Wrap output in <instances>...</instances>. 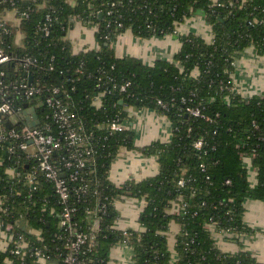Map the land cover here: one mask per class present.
I'll list each match as a JSON object with an SVG mask.
<instances>
[{
	"label": "trees",
	"instance_id": "trees-1",
	"mask_svg": "<svg viewBox=\"0 0 264 264\" xmlns=\"http://www.w3.org/2000/svg\"><path fill=\"white\" fill-rule=\"evenodd\" d=\"M112 3L116 6L114 15L109 17L106 11L111 9ZM50 4L58 9L55 31L50 38L40 39L36 44L33 42L34 20L24 23L28 49L36 55L46 53L41 58L45 68L50 63L48 57L56 56L55 70L44 76L45 82L64 85L87 126L96 127L107 117L119 113L126 119L124 107L130 106L155 110L165 115L174 128L170 142H154L141 149L145 154L158 157L159 174L121 187L110 182V165L121 146L135 147L128 139V131L107 140L103 151L106 157L98 159L97 176H89L91 188L101 192L103 201L108 199L107 212L100 217L99 231L94 232L87 216V210L96 208V198L90 195L75 204L78 212L74 220L79 231L95 236L93 252L86 259L92 264H108L111 248L127 241L133 251L134 264H258L246 252L223 253L217 246L216 235L253 234V229L244 223L245 202H264V98L246 99L226 89L232 85L230 75L235 71L232 57L250 46L264 55V0H51ZM92 10L103 11L93 20L100 24L97 34L100 50L75 54L72 45L65 40L72 26L71 16L86 18ZM199 13L212 28L210 41L194 33L182 35L179 37L182 47L174 59L158 61L154 66L135 58L116 57L113 45L126 31L131 30L144 39L163 38L175 34L178 25ZM108 21L114 25L106 29ZM250 21L256 23L254 27L248 24ZM117 22L123 23L122 29L116 28ZM81 63H84L83 74H77ZM112 66L114 70L110 71ZM103 69L109 70L120 83L132 82L125 105L120 104L117 94L104 98L103 109L92 105V98L99 92L97 78ZM195 70L199 72L198 77L193 76ZM227 95L230 105L225 101ZM182 98L188 103L183 104ZM159 100L168 105L169 111L157 105ZM187 106L200 107L205 116L215 120L214 124L186 116ZM189 128H192L191 134H188ZM200 138L207 143L206 154L192 147ZM253 150L256 151L253 165L258 171L256 185L249 181L240 157L242 152L252 153ZM202 163L205 172L201 171ZM182 178L186 184L179 187ZM44 196L48 200L45 213L42 204L35 202ZM181 196L188 205L186 213H170L174 204L180 203ZM129 197L144 199L147 206L139 219L145 230L129 229L126 237L123 231L115 229L119 218L115 202ZM13 207L16 215H25L31 229L42 232L39 241L26 230L18 231L34 248H45L53 253L60 247L61 242L55 240L56 233L60 232L57 216L60 205L50 186L45 185L43 193L37 194L33 202L18 199ZM51 209L56 211L55 215H50ZM171 223L180 227L175 261L166 235ZM6 260L13 264L22 261L36 264V259L13 257L0 251V264H5Z\"/></svg>",
	"mask_w": 264,
	"mask_h": 264
},
{
	"label": "built area",
	"instance_id": "built-area-1",
	"mask_svg": "<svg viewBox=\"0 0 264 264\" xmlns=\"http://www.w3.org/2000/svg\"><path fill=\"white\" fill-rule=\"evenodd\" d=\"M50 1L0 0V251L13 257L36 259V264H92L86 257L93 252L95 236L79 231L74 220L78 212L75 204L85 201L90 195L96 198L97 206L93 210H87V216L94 232L99 231L100 217L107 212L108 199L103 201L101 192L91 188L89 176H97L98 159L100 156L106 157L103 151L107 140L129 131L130 128L121 113L107 117L105 122L89 128L76 111L70 92L64 85L45 82L44 76L55 70L53 62L56 56L48 57L50 63L46 68L43 67L41 58L46 53L36 55L29 51L23 24L34 20V43L50 38L59 19L58 9ZM115 6L116 3L110 5L111 9L106 11L107 16L114 15ZM102 12L92 10L86 18L71 16L72 26L68 30L76 25H85L94 27L98 34L100 24L93 20ZM118 18L121 19V16ZM182 24L178 25L173 35H178V28ZM248 24L254 27L256 23L250 21ZM112 25L114 22L108 21L105 28L109 29ZM115 25L118 30L123 28L121 22ZM250 47L256 50L254 46ZM98 50L99 45L95 51ZM240 55L241 53L231 58L234 68ZM83 65L84 63L80 64L77 74H83ZM113 70L114 66L110 71ZM198 75V70H195L193 76ZM230 78L232 85L226 86V89L231 94L250 99L243 96L233 73ZM131 86V81L120 83L109 70L103 69L97 78L96 88L99 92L92 98V105L98 110L103 109L104 98L115 94L119 96L120 104L125 105V99L130 97L127 93ZM221 89L223 91L225 88ZM225 101L230 105L229 95ZM182 103L187 104L188 100L182 98ZM157 105L169 111L168 105L163 101L159 100ZM124 108L129 109L130 106ZM35 114L38 119L34 118ZM185 115L211 124L215 122L213 118L205 116L200 107L187 106ZM37 121L39 123L35 125ZM172 131L174 134L173 127ZM191 132L192 128H189L188 134ZM192 147L199 153L206 154L207 143L204 139L196 140ZM255 153L253 150L252 153L240 154L252 185L258 183V171L253 165ZM200 168L205 172L204 163L200 164ZM230 183L227 181V184ZM185 184V179L182 178L179 187H184ZM45 185L50 186L60 205L57 215L60 232L56 233L55 240L60 241L61 245L53 253L45 251V248H34L30 241L19 235L18 231L26 230L40 241L42 232L31 229L25 215H16L13 207L18 199L33 202L37 194L43 193ZM35 202L42 204V212L45 213L47 198L38 197ZM187 207L181 196L180 203L174 204L170 213H186ZM49 212L50 215L56 214L54 209ZM123 232L127 237L128 231ZM122 244L130 247L127 241ZM5 264H13V261L6 260ZM21 264L26 262L22 261Z\"/></svg>",
	"mask_w": 264,
	"mask_h": 264
},
{
	"label": "crops",
	"instance_id": "crops-1",
	"mask_svg": "<svg viewBox=\"0 0 264 264\" xmlns=\"http://www.w3.org/2000/svg\"><path fill=\"white\" fill-rule=\"evenodd\" d=\"M194 33L207 41L212 38V28L202 14H197L185 21L178 28V35H168L163 38H141L128 30L121 34L113 47L119 59L135 58L147 66H154L158 61H172L181 50L182 35ZM180 35V36H179ZM66 40L72 45L73 52L79 54L98 48L97 32L92 26L76 25L68 30ZM233 78L243 96L251 98L264 96V55L249 47L241 53ZM128 139L135 148L121 146L113 159L109 180L117 187L128 182H142L154 178L159 174L158 157L141 151L154 142L168 143L172 140V123L166 116L151 109L130 107L125 109ZM119 218L115 229L128 231L129 229L142 232L144 227L140 223V216L147 206L144 199L122 198L115 204ZM244 223L253 229L250 235L221 233L216 235L218 248L227 254L249 253L258 264H264V202L247 200L245 202ZM180 227L171 223L167 232L168 249L177 259L176 238ZM108 264H134L133 251L125 244L113 246L109 253Z\"/></svg>",
	"mask_w": 264,
	"mask_h": 264
},
{
	"label": "water",
	"instance_id": "water-1",
	"mask_svg": "<svg viewBox=\"0 0 264 264\" xmlns=\"http://www.w3.org/2000/svg\"><path fill=\"white\" fill-rule=\"evenodd\" d=\"M34 118H35V119H38V115L35 114V115H34ZM38 123H39V122L37 121V123H35V125L38 124ZM56 263H58V262H52L51 264H56Z\"/></svg>",
	"mask_w": 264,
	"mask_h": 264
},
{
	"label": "rangeland",
	"instance_id": "rangeland-1",
	"mask_svg": "<svg viewBox=\"0 0 264 264\" xmlns=\"http://www.w3.org/2000/svg\"><path fill=\"white\" fill-rule=\"evenodd\" d=\"M254 201V200H253Z\"/></svg>",
	"mask_w": 264,
	"mask_h": 264
}]
</instances>
